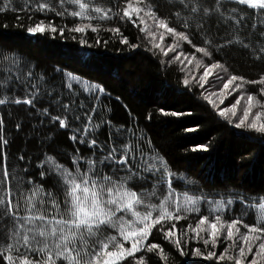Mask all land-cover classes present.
Masks as SVG:
<instances>
[{
    "label": "snow or ice",
    "instance_id": "6c2138e0",
    "mask_svg": "<svg viewBox=\"0 0 264 264\" xmlns=\"http://www.w3.org/2000/svg\"><path fill=\"white\" fill-rule=\"evenodd\" d=\"M169 2L175 8L173 17L182 29L180 31L170 26L172 21L168 17L158 15L152 0H0V14L28 12L31 20L33 14L38 13L42 18L27 27L28 35L47 33L54 39L58 33L61 38L77 40L83 49L100 47L99 33L102 30L113 36L119 35L120 43L130 49L139 47V44H130L120 27H102L105 21L119 20L130 22L144 32L151 47L159 49L164 57L175 52L179 42H187L205 58L211 59L213 51L218 52L220 48L238 45L254 60L264 62V0ZM50 14L62 21L72 18L78 22L71 27L66 23L57 24L46 19ZM20 19L22 17L17 16V20ZM213 24L217 29H224V35L220 37L223 44L216 45L210 38ZM245 29H248L247 34L241 35ZM66 30L68 37H65ZM89 30L97 34L94 43H89L87 38ZM193 34H200L207 46L193 45L190 38ZM166 35L175 39L165 49L162 45ZM108 43L104 40L103 46L107 47ZM75 55L84 59L95 53L77 50ZM181 57L189 64L195 60L197 70L204 68L197 81L201 89L209 84V77L215 70L227 74L224 82L225 77L216 73V79L223 82L222 89L218 93L205 90L204 99L217 110L219 117L227 120L233 128L243 130L238 135L247 133L248 140L264 143V75L248 80L230 74L224 63L204 64L194 55L189 59L183 51L173 59L180 61ZM22 61L23 54L18 49H6L0 45V71L5 73L0 78V106H28L35 110L41 124L47 117L60 129H67L73 144L84 146V150L82 154L80 147L74 148L70 167L58 163L52 155H38V162L34 165L38 169L39 181H36L31 176L25 178L29 167L33 166L31 158L25 160L21 155L18 159L25 162V167L10 170L6 151L10 142L0 135V230L5 237L0 241V264H125L126 261L127 264H148L145 256H138V253H155L167 264L165 249L159 243L149 242L153 229L161 233L181 256L188 255L185 247L195 240L197 243L202 241L205 251L195 247L193 259L215 261L216 264H264V194L241 198L240 202L246 208L255 209L254 223H245L243 215L224 220L223 214L234 204L233 197L209 199L204 193L190 194L187 189L178 191L173 186V172L169 165L154 152L148 154L145 148L148 138L142 132L137 134L135 124L115 126L102 114L97 116L100 97L107 95L104 87L90 85L71 72L64 74L70 91L74 83L81 85L94 101L90 109L82 111L86 105L75 99V92L67 102L62 95L55 94V89L45 90L42 95L35 82L36 73L31 68L20 74ZM182 70L187 71L183 67ZM188 75L192 80L197 79L191 72ZM43 79L42 75L39 76V81L43 82ZM249 84L261 86L257 94L242 91ZM20 85L24 87L23 97L14 91ZM183 85H190L187 77L183 79ZM235 92L241 94L234 103L220 109L219 105ZM44 96L49 106L38 108L37 104ZM214 96L218 103L212 99ZM241 101H244V108L237 118ZM52 107L57 114L50 112ZM254 108L258 109L255 114ZM161 113L177 118L192 115L191 112L163 109ZM82 116L81 126H74L81 122ZM94 116L97 117L95 120ZM3 125L4 120L0 118V128ZM105 127L110 130L108 139L100 141L97 133ZM195 130L191 127L185 129L186 132ZM192 150L208 152L209 146L199 145ZM48 178L53 179V185L46 188L44 181ZM178 179L185 185L195 183L183 175ZM148 183L151 188L144 186ZM161 186H165L164 191H160ZM202 204L207 205L212 218L200 216L195 226L188 224L181 235L177 223L189 214H199ZM242 228L245 231H241ZM221 238L225 247L217 255Z\"/></svg>",
    "mask_w": 264,
    "mask_h": 264
},
{
    "label": "trees",
    "instance_id": "16d2710c",
    "mask_svg": "<svg viewBox=\"0 0 264 264\" xmlns=\"http://www.w3.org/2000/svg\"><path fill=\"white\" fill-rule=\"evenodd\" d=\"M152 3L157 7L158 15L168 17L172 21L170 26L177 27L178 31L182 30L174 20L175 8L169 0H152ZM17 16H21L22 19L17 20ZM41 18V15L37 13L33 14L30 20L28 12L9 11L0 14V45L6 49H18L23 54L21 75L31 68L36 73L35 82L41 94L43 95L45 90L55 89V94L62 95L64 102L73 98L71 93L75 92V99L78 102L82 100L86 105L82 111L90 109L94 101L89 98L81 85L74 83L70 91L66 86L64 74L71 72L90 85H101L107 95L100 97L101 107L97 110V116L102 114L115 126L127 127L135 124L137 134L142 132L148 138L149 143L145 145L148 154L151 155L154 152L169 165L173 172V186L178 191L187 189L190 194L204 193L209 199H219L221 196L227 199L231 196L234 198V204L223 214V219L231 220L238 215H243L245 223L255 222V209L246 208L240 201L244 196L254 197L257 194H264V143L248 140L247 133L244 136L238 135L243 130L233 128L227 120L219 117L217 110L208 104L204 99V95L207 94L205 89H201L196 80H192L188 75V72H191L195 76V60L192 61V72L169 55L164 57L159 49L151 47L149 38L144 32L127 21H105L102 27H120L130 44H139L137 48L130 49L128 45L120 43L119 35L113 36L112 33L103 30L99 33L101 46L91 49H83L77 40L61 38L58 33L54 39L47 33L43 36L28 35L27 27ZM46 19L54 20L57 24L66 23L69 27L78 22L72 18L62 21L60 17L51 14ZM247 31L248 29H245L241 35L247 34ZM96 35L89 30L87 37L89 43H94ZM223 35L224 29H217L213 24L209 36L214 44H223L224 41L220 39ZM68 36L69 33L66 30L65 37ZM169 36H165L162 45L165 49L174 41ZM190 38L192 44L197 47L207 46L200 34H193ZM104 40L109 41L107 47L103 46ZM156 40L159 42V36ZM179 43H181L179 51L187 54L189 59L194 55L196 60H203L204 63L210 64L213 61L224 63L230 74L243 76L248 80L258 79L264 75V62L254 60L245 49L238 45L220 48L218 52L213 51V56L209 59L203 57L201 53H196L195 48L187 42ZM77 50L92 52L95 55L80 59L75 55ZM182 67L187 71L182 70ZM203 69L201 67L197 70V78ZM214 73L215 76L207 85L209 87L213 82H221L216 79V73L228 78L227 74L219 70ZM4 75L5 73L0 71V78ZM41 75L44 77L43 82L39 81ZM185 77L190 80L188 87L183 85ZM260 87L249 84L244 86L242 91L247 94H257ZM14 91L17 96L23 97L22 85L17 86ZM231 100L234 102L233 99ZM241 104H244V101H241ZM41 105L49 106L46 96L40 100L37 107L40 108ZM161 109L191 112L192 115L179 118L164 116ZM49 110L53 115L57 114L55 107ZM256 111L258 109L254 108L253 114ZM0 118L4 120L0 135L10 142L6 149L10 170H15L17 166L25 167V162L18 159L21 155L25 157V160L31 158L33 161V166L29 167L28 175L25 176L26 179L31 176L32 179L39 181L38 169L34 167L38 162L36 161L38 155L42 156L45 153L52 155L58 163L70 167L74 148L80 147L83 154L84 146L74 145L69 139L70 133L67 129H60L57 123H51L47 117L41 124L35 110L28 106H0ZM93 118L95 120L97 117ZM83 121L82 116L81 122L75 123L74 126L80 127ZM189 127L196 130L186 132L185 129ZM109 131L107 127L100 129L97 133L98 139L106 141ZM199 145L209 146V151L192 150ZM20 174L24 175L23 172ZM181 175L195 183L185 185L178 179ZM52 185V178L44 181L46 188ZM144 186L151 188L150 183ZM164 187L161 186L160 191H164ZM203 215H209L210 219L212 218L206 204L201 205L199 214H189L186 219L177 223L176 227L181 230L180 234L183 235L188 224L195 226ZM241 231L245 230L242 228ZM4 238V232L0 230V241ZM149 242L159 243L165 249L168 255L167 264H216L215 261L193 259L192 251L195 247H200L202 252L205 251L202 241L199 243L195 240L190 241L185 247L187 256H181L179 251L164 240L162 234L156 229H153V236L149 238ZM182 246H184L183 243ZM224 247L225 244L221 238L220 246L216 249L217 255L223 251ZM137 255H144L148 264H165L155 253H138Z\"/></svg>",
    "mask_w": 264,
    "mask_h": 264
},
{
    "label": "rangeland",
    "instance_id": "374dc122",
    "mask_svg": "<svg viewBox=\"0 0 264 264\" xmlns=\"http://www.w3.org/2000/svg\"><path fill=\"white\" fill-rule=\"evenodd\" d=\"M172 40H174L171 36H169ZM180 44L181 43H179V47H180ZM179 47L176 49V51L175 52H169V56L173 59L174 58V56L175 55H177L180 51H179ZM179 63H180V65H182V66H184V67H186V68H189L190 69V71H192L193 72V70L191 69V65H192V63L191 64H189L188 63V61L187 60H185L184 59V57H181V60L179 61ZM204 64H209V63H204ZM196 69V68H195ZM203 71H204V69H203ZM203 71L201 72V74L199 75V77L202 75V73H203ZM216 72H217V70H215ZM214 71V72H215ZM195 73V76H196V74L198 73L197 72V69H196V71L194 72ZM215 76V73H213V75L212 76H210L209 77V83L212 81V78ZM199 77L196 79V83H197V81H198V79H199ZM226 79L227 78H225V81L224 82H226ZM222 81L220 82V83H215L214 84V86H212V87H209V86H207V85H205V90H208V91H213V92H219L221 89H222ZM212 85H213V83H212ZM234 87V86H233ZM229 91H231V89L229 90ZM207 93V92H206ZM241 93L240 92H237L236 94H232V95H229V96H227V98L224 100V103L223 104H221V105H219V107H220V109H223L224 107H227V106H230L232 103H234L231 99H233L234 101H235V99L236 98H238V96L240 95ZM231 96V97H230ZM212 99L215 101V102H217L218 103V98L217 97H212ZM243 108H244V104H241L240 106H238V109H237V118L242 114V111H243ZM250 119H251V117H250Z\"/></svg>",
    "mask_w": 264,
    "mask_h": 264
}]
</instances>
